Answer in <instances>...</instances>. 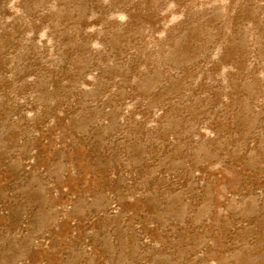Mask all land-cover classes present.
I'll list each match as a JSON object with an SVG mask.
<instances>
[{"label":"rangeland","instance_id":"rangeland-1","mask_svg":"<svg viewBox=\"0 0 264 264\" xmlns=\"http://www.w3.org/2000/svg\"><path fill=\"white\" fill-rule=\"evenodd\" d=\"M0 264H264V0H0Z\"/></svg>","mask_w":264,"mask_h":264}]
</instances>
